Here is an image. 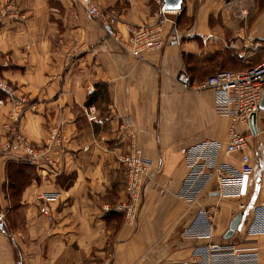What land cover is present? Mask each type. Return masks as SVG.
Wrapping results in <instances>:
<instances>
[{
  "label": "crops",
  "instance_id": "1",
  "mask_svg": "<svg viewBox=\"0 0 264 264\" xmlns=\"http://www.w3.org/2000/svg\"><path fill=\"white\" fill-rule=\"evenodd\" d=\"M97 2L116 18L112 29L122 39L128 26L154 24L164 16L162 0ZM10 3L0 21V81L12 84L24 99L26 138L43 146L56 129L61 144L52 145L47 157L24 160L30 180L16 197L22 205L16 208L8 202L7 163L22 160L0 155V223L8 214L22 217V224L0 225V264L182 262L196 245L207 242L183 235L203 207L213 213V240L255 251L264 264V233L248 232L253 208L264 203V112L246 149L252 171L240 196L218 194L217 179H212L197 202L179 197L188 169L186 149L205 139L224 144L231 124L230 117L216 109L218 92L185 88L180 75L187 73L196 86L206 74L259 64L264 58V0H183L180 13L165 15L164 48L141 59L124 52L117 39L72 0ZM5 4L0 0V11ZM242 8L254 13L248 16ZM188 55L198 67H186ZM9 109L3 93L0 142ZM126 116L153 169L134 224L115 209L125 199L118 156L127 147L120 128ZM240 155L228 159L238 164ZM43 195L45 202L39 198ZM43 204L47 214L40 211ZM240 211L237 229L224 239Z\"/></svg>",
  "mask_w": 264,
  "mask_h": 264
},
{
  "label": "built area",
  "instance_id": "2",
  "mask_svg": "<svg viewBox=\"0 0 264 264\" xmlns=\"http://www.w3.org/2000/svg\"><path fill=\"white\" fill-rule=\"evenodd\" d=\"M10 1L6 0L5 7L0 11V21L7 10L12 8ZM72 1L80 4L89 17L98 20L106 28L107 34L117 39L124 52L137 59L143 58L147 52L164 48L166 40L163 25L167 19L165 15L170 12L178 14L181 11L167 10L162 3L160 9L164 16L154 24L128 26L127 37L122 39L112 29L117 22L116 18L106 13L97 0ZM175 29L176 25L173 21L172 30ZM180 82L185 88L212 89L218 92L219 99L216 102V109L221 114L228 115L231 124L224 144L216 140L205 139L191 144L186 149L188 169L179 190V197L189 204L197 202L201 192L212 179H217L216 192L218 194L240 196L243 183L252 171L251 158L246 152L254 136L249 118L252 114H256L258 132V115L264 112V109L259 107L264 90V60L240 70H219L196 86L190 84V77L187 73H182ZM0 91L5 94L10 103V109L3 124L5 134L4 140L0 142V155L12 154L15 158L33 161L43 156L47 157V152L50 151L52 145L61 144L58 131L52 130L49 143H44L43 146H38L27 139L22 131L23 97L18 95L12 84L5 81H0ZM89 118H95L91 111ZM240 124L245 126V130L238 129ZM120 128L126 136L127 143L126 151L118 156L125 175V199L118 203L115 209L123 213L126 222L134 224L139 217L145 182L152 176L153 169L150 161L143 156L129 117L123 118ZM234 153H241L238 164L228 159ZM39 198L43 202L47 201L46 195ZM244 207V204H239V209L244 210ZM253 209L254 217L248 225V232L264 233V203ZM40 211L47 214V206L43 204ZM214 227L211 209L201 208L197 219L184 229L183 235L203 238L207 242L196 245L189 260L165 264H259L255 251H243L239 244L228 240H213ZM102 264L112 263L108 261Z\"/></svg>",
  "mask_w": 264,
  "mask_h": 264
},
{
  "label": "trees",
  "instance_id": "3",
  "mask_svg": "<svg viewBox=\"0 0 264 264\" xmlns=\"http://www.w3.org/2000/svg\"><path fill=\"white\" fill-rule=\"evenodd\" d=\"M185 65L186 67H198L192 55H188V57H185ZM214 73L215 72H212L210 75ZM199 74L200 73H198V75ZM210 75L206 74L205 78ZM191 81L193 82L192 79ZM1 96H3L2 91H0V98ZM29 180L30 176L26 173L25 161L11 160L7 163V188L10 193V203L12 207L16 208L20 206L19 199H16V197L20 194L22 188L26 185Z\"/></svg>",
  "mask_w": 264,
  "mask_h": 264
},
{
  "label": "water",
  "instance_id": "4",
  "mask_svg": "<svg viewBox=\"0 0 264 264\" xmlns=\"http://www.w3.org/2000/svg\"><path fill=\"white\" fill-rule=\"evenodd\" d=\"M182 1L183 0H162V3H163L164 7L167 10L176 11V10H181ZM259 107L261 109H264V90H263V93H262V97H261V101H260ZM249 124H250V127H251L253 133L256 134L257 133L256 114H252L250 116ZM242 214L243 213L241 211L238 212L233 217V219L230 221L229 228L227 229V231L225 232V234L223 236L224 239H228V238H230L233 235V233L237 229L238 224L241 221ZM0 225H1V223H0Z\"/></svg>",
  "mask_w": 264,
  "mask_h": 264
},
{
  "label": "rangeland",
  "instance_id": "5",
  "mask_svg": "<svg viewBox=\"0 0 264 264\" xmlns=\"http://www.w3.org/2000/svg\"><path fill=\"white\" fill-rule=\"evenodd\" d=\"M245 9H246V8H242V9H240V11L245 10ZM246 10H247V12H248V14H247L248 16H250V15H252V13H254V11H253L252 9H250V8H247ZM170 13H175V14H176V12H170ZM239 13L241 14V12H239ZM259 58H260L259 60H261V56H259ZM263 60H264V58H263L260 62H262ZM260 62H259V63H260ZM257 64H258V63H257ZM224 69H230V68L227 67V68H224ZM230 70H231V69H230ZM210 74H211V73H209L208 75H210ZM22 161H24V159H22ZM8 202H10V201H8ZM19 203H20V202H19ZM20 206H22V205L20 204ZM1 210H3V207L1 208ZM1 218H2V219H1V223H2V224H3L4 222H5V223H8V224H17V223H18V224H22V220H21L22 217H21V216H16L15 219H14L13 216H10V215L8 214V215H6V216H2ZM12 218L14 219V222L11 221ZM189 258H190V257H189ZM189 258H188V259H189ZM188 259H187V260H188ZM187 260H182V262H185V261H187Z\"/></svg>",
  "mask_w": 264,
  "mask_h": 264
}]
</instances>
